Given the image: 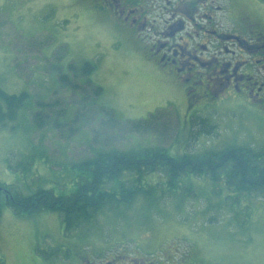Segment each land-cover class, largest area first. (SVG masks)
Segmentation results:
<instances>
[{
	"label": "rangeland",
	"instance_id": "374dc122",
	"mask_svg": "<svg viewBox=\"0 0 264 264\" xmlns=\"http://www.w3.org/2000/svg\"><path fill=\"white\" fill-rule=\"evenodd\" d=\"M260 1L235 0L240 10ZM86 60L96 64L89 77L74 74L69 64ZM94 84L103 88L96 97ZM0 87L31 93L15 127L0 129V183L24 195L40 188L72 193L83 180L77 163L101 147L162 145L182 153L237 143L264 150V110L231 100L186 120L176 104L183 95L89 0H0ZM101 107L122 121L152 119L153 129L112 124ZM199 115L212 125L209 133L193 124ZM163 175L148 179L161 182ZM188 178L193 194L187 198H138L68 233L61 212L16 215L2 192L0 263L48 264L59 252L72 257L74 248L85 246L154 258L177 255L178 264H264V198L207 176Z\"/></svg>",
	"mask_w": 264,
	"mask_h": 264
},
{
	"label": "flooded vegetation",
	"instance_id": "af4514ba",
	"mask_svg": "<svg viewBox=\"0 0 264 264\" xmlns=\"http://www.w3.org/2000/svg\"><path fill=\"white\" fill-rule=\"evenodd\" d=\"M89 2L113 28L138 43L175 93L183 95L176 104L184 108L186 120L231 100L264 110V2L247 10H240L235 0ZM73 254L65 258L59 252L48 264H178L181 259L85 246Z\"/></svg>",
	"mask_w": 264,
	"mask_h": 264
},
{
	"label": "trees",
	"instance_id": "16d2710c",
	"mask_svg": "<svg viewBox=\"0 0 264 264\" xmlns=\"http://www.w3.org/2000/svg\"><path fill=\"white\" fill-rule=\"evenodd\" d=\"M69 67L74 74L89 77L96 64L86 60L80 66L70 63ZM59 77L64 82L68 80L65 74ZM93 86L96 97L103 88L96 84ZM30 97L29 91L9 93L0 87V129L15 127L14 123L20 111L27 107ZM38 104L44 107V102L39 101ZM100 109L109 116L112 124L129 126L131 131L153 129L152 119L122 121L116 118L113 109ZM42 115L41 111H37L34 117L41 120ZM193 124H199L208 133L212 127H207V117L202 115ZM81 160L77 164L83 170V180L72 193L55 194L52 189L40 188L24 195L13 185L0 183L8 188L5 196L7 204L16 215L59 211L63 217L64 232L68 233L90 223L103 210L117 212L122 206H131L138 198L155 202L164 193L187 198L193 194V184L188 182L191 175L207 176L215 182L222 180L232 191L264 198V150L251 144L232 143L222 149L186 150L182 153H174L162 145L131 149L109 146L101 147ZM8 166L14 168L9 161ZM22 168L26 169V165ZM153 173L164 174L165 180L150 182L148 176Z\"/></svg>",
	"mask_w": 264,
	"mask_h": 264
},
{
	"label": "water",
	"instance_id": "95a60500",
	"mask_svg": "<svg viewBox=\"0 0 264 264\" xmlns=\"http://www.w3.org/2000/svg\"><path fill=\"white\" fill-rule=\"evenodd\" d=\"M3 186L0 185V209H1V192L3 191ZM0 214H1V210H0Z\"/></svg>",
	"mask_w": 264,
	"mask_h": 264
}]
</instances>
